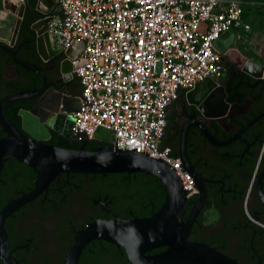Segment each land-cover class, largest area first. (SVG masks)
<instances>
[{
    "label": "flooded vegetation",
    "instance_id": "af4514ba",
    "mask_svg": "<svg viewBox=\"0 0 264 264\" xmlns=\"http://www.w3.org/2000/svg\"><path fill=\"white\" fill-rule=\"evenodd\" d=\"M54 9L55 6L51 0H37L36 8L25 7L11 45L9 41L12 35L13 19L7 17V28L2 32L6 36V44L0 43V46L13 51L19 42L29 40L20 43L14 54L22 61L45 68L46 83L54 85L47 84V96L52 109L55 108L54 101L58 99L62 89L65 88L67 91L73 85L74 88L76 87L71 78L65 82L62 81L58 58L43 63L36 54V30L41 26L45 14ZM8 60H10L9 63ZM240 61L235 57L237 65ZM16 66L18 65L12 61L10 55L0 49V100L12 93L28 90L25 86L31 82L32 74L26 70L18 73L15 71ZM224 74L225 72L218 82L223 87L225 102L230 105L226 118L216 120L201 116L195 106L184 101L182 95H179L167 107L165 127L172 118L176 130L170 131L171 134L174 133L172 138L165 133V139L169 140L171 148L176 149V152L181 129L187 123L188 116L193 115L194 121L200 123L213 138L220 140L232 136L264 110L262 83L256 82L251 85L255 79L250 77V82L239 80L238 85L247 88L242 89L241 92L248 91L249 94L238 102L235 98H239L240 93H236L238 96H228L223 82ZM39 86L40 84L33 89ZM10 107L5 108L6 117L14 107H16V113L19 109H27V103L16 102ZM48 113L53 115L51 112ZM17 123L19 128V122ZM51 131L60 135L59 132L49 129L48 139ZM3 135L4 132L0 127V137ZM240 136L249 144L245 149L246 153L236 156L244 149L241 139H234L223 145H214L206 139L198 127L194 125L186 127L184 153L188 165H192V169L200 179L218 180L222 177L221 188L231 190H218L220 182L203 181L204 200L191 223L187 239L203 242L240 264H257L250 248L251 244L259 264H264V207L256 191V177L264 168V113L256 117ZM254 136L257 140L251 142ZM149 176L143 173L104 175L59 173L49 182L44 191L4 219L3 228L10 255L17 264H62L64 250L78 230L93 220L110 218L96 200L101 201L109 213L119 218L149 216L158 209L155 210L158 199L157 180ZM34 180L35 173L32 169L12 162L2 167L0 206L20 193L30 190ZM260 185L264 197V173L260 178ZM196 197V195L192 196L187 201L183 220L187 218ZM244 223L251 228L238 226ZM161 250L163 247L152 249L147 254H154ZM0 264H2L1 261ZM76 264L131 263L123 248L102 239H91L80 248Z\"/></svg>",
    "mask_w": 264,
    "mask_h": 264
},
{
    "label": "built area",
    "instance_id": "2783aa9c",
    "mask_svg": "<svg viewBox=\"0 0 264 264\" xmlns=\"http://www.w3.org/2000/svg\"><path fill=\"white\" fill-rule=\"evenodd\" d=\"M4 1L15 6L24 2L0 0V14ZM51 1L55 9L42 19L49 46L63 53L61 59L68 60L69 72L80 87L68 138L95 140L96 129H106L109 144L161 160L176 173L185 196H195L194 181L162 143L166 110L195 83L205 78L219 83L224 65L214 40L230 28L248 30L241 12L253 3Z\"/></svg>",
    "mask_w": 264,
    "mask_h": 264
},
{
    "label": "water",
    "instance_id": "95a60500",
    "mask_svg": "<svg viewBox=\"0 0 264 264\" xmlns=\"http://www.w3.org/2000/svg\"><path fill=\"white\" fill-rule=\"evenodd\" d=\"M36 6L37 0H24L18 6L13 5L9 1L2 3L0 43L6 44V36L2 34L3 30L7 28L6 18L10 17L13 19L12 35L9 41V45H11L14 41L23 9L25 7L36 8ZM231 39L230 30L223 31L214 40V46L218 51L224 52ZM27 41H21L18 45ZM0 49L7 52L16 65L27 71L37 73L41 79L38 88L15 92L0 100V127L4 132V135L0 137V170L7 160L13 158L35 172L34 185L30 190L20 193L17 197L4 202L0 206V261L2 264H17L8 249L3 228L4 219L44 191L49 182L59 173L101 175L107 173H143L159 181L164 192L163 200L158 209L146 217L119 218L109 213L101 201L96 200L110 215V218L93 220L78 230L64 250L62 264H76L80 248L91 239H102L123 248L131 264H240L235 259L203 242H194L187 239L191 223L204 200L203 181L220 182L218 190L223 189L221 188L222 177L218 180L200 179L198 174L192 169V165H188L184 153L185 131L188 125H194L214 145H223L234 139L242 140L240 134L256 117L263 114L264 110L254 116L232 136L220 140L213 138L200 123L194 121L193 115L188 116L187 123L181 129L177 157L183 169L194 181L198 192L187 218L183 220V213L187 203L185 191L182 189L180 180L173 169L161 160L148 157L145 152L142 154L143 151L126 150L127 148L125 147L118 149L115 146V142L113 147L111 144L95 141L91 149L83 147L86 138L83 140L82 145L76 148L44 143L49 137V129L59 132L63 137H69L73 122L71 112L77 107V98L76 104H74L64 88L58 99L54 101L56 106L52 109L50 107V99L47 96V84L52 83H46L45 81V68L18 59L14 54L15 50L9 51L2 46H0ZM35 50L43 63L58 58L62 81L65 82L71 78L68 60L61 59L63 53H55L49 46L44 21L36 30ZM66 53L70 55L69 52ZM222 59L223 56H221ZM263 59V56H259L257 59L244 58L239 62L238 69L250 78L255 79V82L251 85L260 82L264 88ZM234 94L238 96V94ZM184 101L195 106L201 116L216 120L226 118L230 108V105L224 100L223 87L210 78H205L195 83L191 89L185 92ZM16 102L27 103V109H19L16 113L18 115L19 128L5 114V108ZM48 112L53 113V115H49ZM255 137L251 142L257 140ZM243 143L244 149L236 156H240L243 152L246 153L245 149L249 143L244 141ZM263 173L264 168L256 177V191L259 201L264 207V197L261 193L260 185V178ZM219 195H221V192ZM238 226L249 225L244 223ZM160 247H163V250L154 254H147L150 250ZM250 248L253 255H255L256 263L259 264L257 254L251 244Z\"/></svg>",
    "mask_w": 264,
    "mask_h": 264
},
{
    "label": "trees",
    "instance_id": "16d2710c",
    "mask_svg": "<svg viewBox=\"0 0 264 264\" xmlns=\"http://www.w3.org/2000/svg\"><path fill=\"white\" fill-rule=\"evenodd\" d=\"M245 1H250V2L253 3V5H257L259 7L260 6H264V0H245ZM249 6L250 5H244L242 7V12H241L242 18L245 15V8L246 7H249ZM37 60L40 62L39 58H37ZM7 62L9 63L10 60H8ZM223 65H224V72H225V74H224L225 77L223 79V82L225 83L226 91L228 93V96L230 97L232 95H235L234 93H240V97L239 98H235L238 102H240L241 99L244 96H246L247 94H249V92L248 91L241 92L242 89H247V88H243V87L239 86L238 85L239 84L238 82H239V80H244L246 82H250V78L246 74H244L241 71H239V69L236 66V62H235V58L234 57H228V58H226L225 62H223ZM38 66H40V65H38ZM0 69H1V67H0ZM15 71L18 72V73H21V72H25V69H23V68H21L19 66H16L15 67ZM29 72H30V74H32V79H31V82L25 86V88H27L28 90L29 89H33L34 87H36L37 85H39L40 84V81H41L40 76L37 73L32 72V71H29ZM74 80L77 82V80L75 78H74ZM10 105H9V107H10ZM9 107H6V108H9ZM7 115H8L7 116L8 119L15 126L17 125V127H18V123H17L18 122V120H17L18 117H17V114H16V107L12 108L7 113ZM171 130H176V125H175L174 122H172V118L168 121V125L164 129V135H163V138H162V143L164 145H167V146L170 147V153H171V155L177 157L176 149H174V148L172 149L171 148V143L169 142V140H166L165 139V133H166V135L168 134L169 138H172L174 136V133L171 134V132H170ZM95 141L96 140L85 141L84 144H83V147L85 149H91V148H93V146L95 144ZM45 142L48 143V144L56 145V146H67V147H74V148H76V147H79L80 145H82V142L83 141L71 140L68 137H63V136H61V135H59V134L51 131L50 138L47 141H45ZM101 143H103V142H101ZM106 144H109V143H106ZM10 162L15 163V164H19V165L23 166L24 168L27 167V168L31 169L30 167L24 165L23 163L17 161L16 159H13V158H10L9 160H7L4 163L3 168L6 165H8ZM149 177L151 179L154 178V177H151V176H149ZM156 184H157L156 190H157V198L158 199H157V202H156V206H155L156 208H155V210L161 204L162 199H163V195H164L163 189H162L161 185H159L160 184L159 181H156ZM189 198L190 197L187 198V201L189 200Z\"/></svg>",
    "mask_w": 264,
    "mask_h": 264
},
{
    "label": "rangeland",
    "instance_id": "374dc122",
    "mask_svg": "<svg viewBox=\"0 0 264 264\" xmlns=\"http://www.w3.org/2000/svg\"><path fill=\"white\" fill-rule=\"evenodd\" d=\"M243 20L250 24V33L245 34L240 31V38L237 40L236 47L241 55L256 59L254 43L264 38V6L251 5L246 7ZM94 138L98 142L109 143L111 141V134L108 130L99 127L94 133Z\"/></svg>",
    "mask_w": 264,
    "mask_h": 264
},
{
    "label": "crops",
    "instance_id": "0c3cea01",
    "mask_svg": "<svg viewBox=\"0 0 264 264\" xmlns=\"http://www.w3.org/2000/svg\"><path fill=\"white\" fill-rule=\"evenodd\" d=\"M0 15H2V13ZM243 21L249 25V29L248 30H243L242 28H230V33L232 34V39H231V42L229 43V45L225 48V51L221 52V56H223V59H222L223 62H225L226 58H228V57H234V58L237 57L240 60H242L244 58L251 59L249 57L241 55L240 51L236 47L237 40L240 38L239 32L242 31L245 34H249L250 33V24L247 21H245V20H243ZM254 44H255L254 54H255V58L257 59V58H259V56L264 55V54H262V47L264 46V38H262L260 41H256ZM262 61L264 63V60H262ZM238 67H239V65H237V68ZM223 73H224V71H223ZM71 80H72L73 83L76 84V87L74 88L73 87L74 85L72 87H70L69 90H67L66 94L70 97L72 102L74 104H76V98H77V95L79 94L80 87L77 84V82L74 80V77L71 76ZM66 83H64V86H66Z\"/></svg>",
    "mask_w": 264,
    "mask_h": 264
}]
</instances>
